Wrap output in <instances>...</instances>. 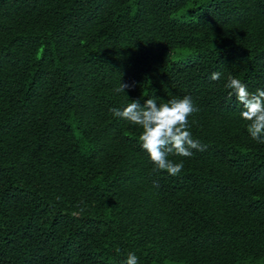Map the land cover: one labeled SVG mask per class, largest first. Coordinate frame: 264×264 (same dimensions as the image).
Returning a JSON list of instances; mask_svg holds the SVG:
<instances>
[{"label":"trees","instance_id":"16d2710c","mask_svg":"<svg viewBox=\"0 0 264 264\" xmlns=\"http://www.w3.org/2000/svg\"><path fill=\"white\" fill-rule=\"evenodd\" d=\"M229 74L264 90V0H0V264H264V143ZM184 96L203 150L153 171L110 109Z\"/></svg>","mask_w":264,"mask_h":264},{"label":"clouds","instance_id":"9594fccd","mask_svg":"<svg viewBox=\"0 0 264 264\" xmlns=\"http://www.w3.org/2000/svg\"><path fill=\"white\" fill-rule=\"evenodd\" d=\"M210 78L213 81L219 80L221 73L213 72ZM128 87L129 85L119 82L114 91L125 95ZM224 87L229 90V99L234 95L242 106L240 117L247 123L251 138L257 143H264V90L258 89L252 93L239 78H234L231 74L227 76ZM110 111L114 117L139 126V141L154 164L153 171H166L169 175L176 176L184 165L182 161L174 162L169 159L171 155L191 157L193 150H203L189 130V117L199 111L190 96L173 97L159 103L157 98H149L143 106L137 99L129 101L122 109L113 107ZM125 264H139V259L134 253H129Z\"/></svg>","mask_w":264,"mask_h":264},{"label":"rangeland","instance_id":"374dc122","mask_svg":"<svg viewBox=\"0 0 264 264\" xmlns=\"http://www.w3.org/2000/svg\"><path fill=\"white\" fill-rule=\"evenodd\" d=\"M185 51H180V50H174L172 52V59H179V58H182V57H185L186 56V53H184ZM174 264H183V263H174Z\"/></svg>","mask_w":264,"mask_h":264}]
</instances>
